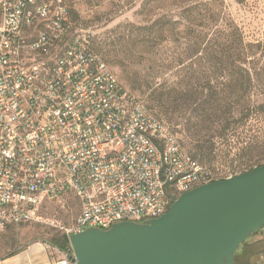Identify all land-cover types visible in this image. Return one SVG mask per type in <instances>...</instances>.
I'll return each mask as SVG.
<instances>
[{
  "label": "built area",
  "instance_id": "built-area-1",
  "mask_svg": "<svg viewBox=\"0 0 264 264\" xmlns=\"http://www.w3.org/2000/svg\"><path fill=\"white\" fill-rule=\"evenodd\" d=\"M214 181L72 32L64 0H0V234L66 193L80 208L67 240L146 223Z\"/></svg>",
  "mask_w": 264,
  "mask_h": 264
},
{
  "label": "rangeland",
  "instance_id": "rangeland-1",
  "mask_svg": "<svg viewBox=\"0 0 264 264\" xmlns=\"http://www.w3.org/2000/svg\"><path fill=\"white\" fill-rule=\"evenodd\" d=\"M64 1L70 10L72 32L87 39L89 48L104 59L120 84L217 178L240 174L250 149L261 151L264 116L244 119L239 108L238 113L218 122H199L195 117L202 101L214 91L226 93L234 81L243 82L244 73L237 76L234 67L249 70L255 87L250 98L256 103L264 101V0ZM211 13L209 21L203 18ZM157 20L160 23L153 24ZM225 25L231 27V33L235 26L237 35L230 37L231 45L224 49L216 32ZM200 35L211 42L206 53L198 49ZM133 78L136 85L131 83ZM152 89L176 103L173 123L153 105ZM244 101L240 99L238 106ZM225 119L234 121L228 130L223 129ZM187 124L191 125L189 131ZM195 141L203 144L202 154L197 153ZM79 212L72 193L44 201L35 221L0 234V260L31 242L65 246L64 230L73 225ZM263 239L264 232L249 237L237 250L234 264H264Z\"/></svg>",
  "mask_w": 264,
  "mask_h": 264
},
{
  "label": "water",
  "instance_id": "water-1",
  "mask_svg": "<svg viewBox=\"0 0 264 264\" xmlns=\"http://www.w3.org/2000/svg\"><path fill=\"white\" fill-rule=\"evenodd\" d=\"M264 228V164L170 198L167 213L68 237L75 264H234Z\"/></svg>",
  "mask_w": 264,
  "mask_h": 264
},
{
  "label": "trees",
  "instance_id": "trees-1",
  "mask_svg": "<svg viewBox=\"0 0 264 264\" xmlns=\"http://www.w3.org/2000/svg\"><path fill=\"white\" fill-rule=\"evenodd\" d=\"M185 12H189V11L187 10ZM205 13H207V12H205ZM213 15H214L213 13L206 14V15H203V18L206 17V19H208V21H209V18L213 17ZM69 16H70V10H69ZM70 21H71V16H70ZM158 23H160V20L155 21L153 24H158ZM229 29H231V27H227V25H225V26H223V28L218 29L216 32V35L220 39L219 44H220L221 48L225 49V48L229 47L231 45L230 37L233 34L237 35V28L235 26L232 27V30H231V31H233L232 33L229 31ZM235 31H236V33H235ZM218 38H216L215 40L217 41ZM199 40H200V42L198 43V49L200 50L201 53H204V52L206 53V51L210 50L211 42L207 39L205 40V35H203V36L200 35ZM94 53H96V52H94ZM97 55H99V54H97ZM121 65H122V63H121ZM241 72L244 73V75H241L240 74ZM234 73L237 76L241 75L243 82H239L237 80L234 81L232 84H230L227 87L228 90L226 91V93H224V91H222V92L221 91H219V92L214 91L211 94V96H212L211 98L205 99L200 104V114H198L195 117L196 120H198L199 122H205V121L218 122L224 116H226V118H227V117H231L234 114L238 113L239 108H241L240 114H241L242 118H244V119H253V118L255 120L262 119V116H264V101H262L261 103H256V102H253L252 99L250 98L251 92L255 88L253 83H252V77L250 76L251 73L249 72V70H243L240 67H234ZM131 83L133 85H136L137 84L136 78L131 79ZM150 97H151V101L153 102V105L156 106L157 108H159V111L161 112V114L163 116L167 117L168 123H173V120H174L173 116L177 113L176 103L173 101L169 102V101L164 100L163 94L160 91H158L157 89L151 90ZM240 99L245 100L244 105H242L241 107L238 106V102ZM146 108L153 114V112L148 107H146ZM153 116H155L159 121L162 122V120H160L155 114H153ZM233 120L231 121V123L234 122ZM198 121H196V122H198ZM231 123L227 122V120L225 119L223 129L228 130ZM190 128H191V125L187 124L186 130L189 131ZM195 142H196L195 148H196L197 153L199 152L202 154V152L205 150L203 144H200L199 141H195ZM262 142H263V146L261 147L262 148L261 151L255 153L256 151H253L252 149H250V151L247 155V160L244 163L246 168L244 170H242L240 172V174L249 172L253 168L259 167L262 164H264V137H263ZM186 153L191 157V159L196 161L192 155H190L188 152H186ZM198 164L201 165L200 163H198ZM204 168L207 169L206 167H204ZM208 171L213 175V177L215 178V181L220 180L219 178L216 177V175L214 173H212L210 170H208ZM260 231H261V229L255 233H253L249 237L256 236ZM62 242L65 244V246H63V247H58L55 245H52V246L56 247L58 250L70 249L69 244H68V240L65 236H63ZM242 245H243V243L239 246V248ZM236 252H235V254H236ZM13 254H10L8 256H11Z\"/></svg>",
  "mask_w": 264,
  "mask_h": 264
},
{
  "label": "crops",
  "instance_id": "crops-1",
  "mask_svg": "<svg viewBox=\"0 0 264 264\" xmlns=\"http://www.w3.org/2000/svg\"><path fill=\"white\" fill-rule=\"evenodd\" d=\"M261 230L260 232H264V228ZM57 251L56 247L42 242H31L19 248L13 255L1 259L0 264H54L59 256Z\"/></svg>",
  "mask_w": 264,
  "mask_h": 264
}]
</instances>
